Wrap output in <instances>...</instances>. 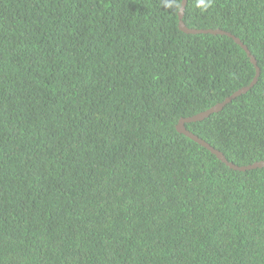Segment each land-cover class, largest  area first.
Listing matches in <instances>:
<instances>
[{
  "label": "trees",
  "instance_id": "trees-1",
  "mask_svg": "<svg viewBox=\"0 0 264 264\" xmlns=\"http://www.w3.org/2000/svg\"><path fill=\"white\" fill-rule=\"evenodd\" d=\"M182 0H0V264H264V168L176 130L256 68ZM259 75L185 129L264 162V0H187Z\"/></svg>",
  "mask_w": 264,
  "mask_h": 264
},
{
  "label": "water",
  "instance_id": "water-1",
  "mask_svg": "<svg viewBox=\"0 0 264 264\" xmlns=\"http://www.w3.org/2000/svg\"><path fill=\"white\" fill-rule=\"evenodd\" d=\"M186 2L187 0H182L181 3V7H180V11L178 13V29L181 32H184L186 34H210V35H221V36H227L229 38H231L237 45H239L246 53V55L249 57L250 62L255 66L256 68V76L253 79V81L251 82L249 87H245L240 89L239 91H237L236 93H234L233 95H231L230 97L226 98L222 103L215 105L214 107L210 108L209 110L202 112L200 114H197L193 117L187 118V119H181L179 120L177 126H176V130L178 133L183 134L184 136H186L187 138H189L190 140L194 141L196 144H198L199 146L205 148L207 151H209L212 155H214L220 162H222L223 164H225L228 168L234 170V171H238V172H245V171H249V170H254V169H262L264 168V162H256L252 165L249 166H242V167H238L233 165L232 163L228 162L224 155L215 150L213 147H211L209 144H207L204 140H201L200 138H198L197 136H195L194 134L188 132L184 125L186 123H193V122H198V121H202L204 119H206L207 117H209L210 115L219 112L226 104L230 103L233 99H235L236 97L240 96L241 94H244L248 91V89L254 85V83L256 82V78L259 75V69L258 67H256V61L253 57L250 56V53L247 51L246 47L243 46V44L235 37L231 36L230 34L221 31V30H195V29H188L185 24L182 21L183 18V12L186 6Z\"/></svg>",
  "mask_w": 264,
  "mask_h": 264
}]
</instances>
